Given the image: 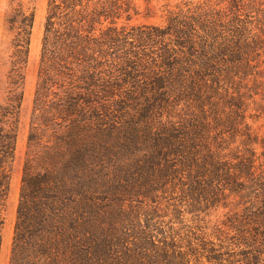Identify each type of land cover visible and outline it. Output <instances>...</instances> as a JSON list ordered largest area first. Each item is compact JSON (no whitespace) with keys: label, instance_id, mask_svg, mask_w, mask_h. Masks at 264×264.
Returning a JSON list of instances; mask_svg holds the SVG:
<instances>
[{"label":"trees","instance_id":"obj_1","mask_svg":"<svg viewBox=\"0 0 264 264\" xmlns=\"http://www.w3.org/2000/svg\"><path fill=\"white\" fill-rule=\"evenodd\" d=\"M32 2L9 0L5 17L0 254ZM166 10L129 25L132 0H48L28 139L45 153L38 171L30 151L24 163L11 264H264V135L229 94L264 76V0ZM116 111L134 115L110 140ZM122 150L127 171L110 172Z\"/></svg>","mask_w":264,"mask_h":264},{"label":"rangeland","instance_id":"obj_2","mask_svg":"<svg viewBox=\"0 0 264 264\" xmlns=\"http://www.w3.org/2000/svg\"><path fill=\"white\" fill-rule=\"evenodd\" d=\"M134 6L137 8V12H131L132 17L127 19L125 16L118 19L119 24L127 22L129 25H143L165 24V17L167 14L166 8L173 7L181 2H186L189 5L191 3H203L208 2L216 9H222L227 6L228 0H132ZM9 0H0V105L4 104L7 98L8 89L10 84L8 82V73L10 70V54H11V38L12 35L8 31L5 24V17L8 13ZM184 6L186 4H183ZM32 6L35 10V23L31 36V44L28 62L24 69L25 79L23 83V102L20 111V119L18 123V134L14 160L11 164V189L10 196L6 205V221L2 229V244L1 249V264H11V250L14 239L15 223L17 219V208L20 198V191L22 186V179L24 175V163L28 152L32 153L34 157V171H38L39 162L43 159L45 153L44 144L35 143L29 148V133L31 128V118L34 105V98L39 78L40 60L43 47V37L45 31V21L47 16L48 0H33ZM242 12H249L244 10ZM251 16L244 14L245 20L254 19L256 17V11H250ZM148 52L154 51L153 47L146 48ZM242 85H245L244 83ZM238 84L237 87H239ZM248 89V90H247ZM243 91H236L230 89L229 94H233L232 100L238 102L239 96H245V101L248 103V118L247 121L252 123L255 128H259L261 134L264 135V76L257 78L256 80L248 81V87L242 88ZM159 108L154 109L155 115ZM134 112H111V118L113 121L110 123V127H114V133L111 135L110 140L116 139L117 135H123V128L127 127V123L133 119ZM145 112L137 114L140 118ZM158 114V113H157ZM254 119L253 120V117ZM156 117V116H155ZM125 126V127H123ZM121 132V134H119ZM46 139V138H45ZM126 142L121 141L120 144ZM30 149V150H29ZM263 148L258 147V151ZM118 156H111V160L107 166L110 172L113 171H127L128 155L122 153ZM121 163V164H120ZM120 165V166H119ZM119 166V167H118ZM118 167V168H117ZM115 168V170H114ZM117 168V169H116ZM253 196V195H252ZM230 206H235L239 202L242 205L243 200L232 194L229 199ZM224 207L218 209L213 213V219L221 217L226 211Z\"/></svg>","mask_w":264,"mask_h":264},{"label":"bare ground","instance_id":"obj_3","mask_svg":"<svg viewBox=\"0 0 264 264\" xmlns=\"http://www.w3.org/2000/svg\"><path fill=\"white\" fill-rule=\"evenodd\" d=\"M2 247H3V244H2ZM0 264H1V258H0Z\"/></svg>","mask_w":264,"mask_h":264}]
</instances>
